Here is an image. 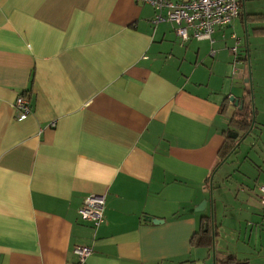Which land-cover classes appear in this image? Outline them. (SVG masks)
Wrapping results in <instances>:
<instances>
[{
    "label": "crops",
    "instance_id": "1",
    "mask_svg": "<svg viewBox=\"0 0 264 264\" xmlns=\"http://www.w3.org/2000/svg\"><path fill=\"white\" fill-rule=\"evenodd\" d=\"M238 1L210 44L137 0H0V264H264V0Z\"/></svg>",
    "mask_w": 264,
    "mask_h": 264
},
{
    "label": "built area",
    "instance_id": "2",
    "mask_svg": "<svg viewBox=\"0 0 264 264\" xmlns=\"http://www.w3.org/2000/svg\"><path fill=\"white\" fill-rule=\"evenodd\" d=\"M149 4L154 10L153 24L170 22L182 42L188 40H207L213 43L211 34L217 27L227 26L240 13L238 0H137ZM235 37V36H234ZM236 38V37H235ZM238 44V43H237ZM237 44L230 50L235 52ZM235 73V68L233 69ZM14 117L25 118L30 112L29 99L23 94L15 97L12 103ZM259 202L264 213V183L258 185ZM104 196L90 194L85 196L77 213L81 220L98 226L103 221ZM87 245H75L73 253L76 264H87L91 254Z\"/></svg>",
    "mask_w": 264,
    "mask_h": 264
},
{
    "label": "trees",
    "instance_id": "3",
    "mask_svg": "<svg viewBox=\"0 0 264 264\" xmlns=\"http://www.w3.org/2000/svg\"><path fill=\"white\" fill-rule=\"evenodd\" d=\"M238 116V117H236ZM236 116L232 118L233 123H235L242 131L243 134L248 131L252 119H253V111L251 106H243L237 113ZM234 141H224L221 150L219 151V157L220 161H222L230 152H233L235 149V143ZM205 228H207V223L205 224ZM212 238L214 236V233L211 234ZM212 238L209 237L207 233H202L194 238L193 244L195 245H209L211 247L212 244ZM232 261V258L229 257L228 262Z\"/></svg>",
    "mask_w": 264,
    "mask_h": 264
},
{
    "label": "water",
    "instance_id": "4",
    "mask_svg": "<svg viewBox=\"0 0 264 264\" xmlns=\"http://www.w3.org/2000/svg\"><path fill=\"white\" fill-rule=\"evenodd\" d=\"M229 100L230 101H233V105L234 106L239 105V108H242V106H243V100H239V99H237V98H235V97H233L231 95L229 96ZM252 124H253V119H252L250 128L252 127ZM230 153L223 160H225L230 155ZM202 203H204V201ZM147 219L153 221L154 223L162 222V220L151 219L150 217H147ZM212 248H213L212 249V251H213V255H212L213 261H212V264H222V263H216V261L214 259V246Z\"/></svg>",
    "mask_w": 264,
    "mask_h": 264
},
{
    "label": "rangeland",
    "instance_id": "5",
    "mask_svg": "<svg viewBox=\"0 0 264 264\" xmlns=\"http://www.w3.org/2000/svg\"><path fill=\"white\" fill-rule=\"evenodd\" d=\"M237 40V39H236ZM241 47H245V41H244V38L243 37H240V46H239V48H241ZM233 64H234V67L236 68V69H240V68H243L244 69V66H243V64L242 63H240V65L238 66V65H236L234 62L232 63V67H233ZM233 67V68H234ZM232 70V69H231ZM234 76H231V74L228 76L231 80L236 76L235 74H233ZM240 79H242L241 77H238V80L237 81H239V84H241V81H240Z\"/></svg>",
    "mask_w": 264,
    "mask_h": 264
}]
</instances>
